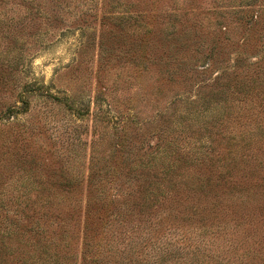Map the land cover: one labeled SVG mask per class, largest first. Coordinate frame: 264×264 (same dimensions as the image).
<instances>
[{
    "label": "rangeland",
    "instance_id": "obj_1",
    "mask_svg": "<svg viewBox=\"0 0 264 264\" xmlns=\"http://www.w3.org/2000/svg\"><path fill=\"white\" fill-rule=\"evenodd\" d=\"M221 133L237 143L222 174ZM176 135L166 160L210 180L146 178L139 163ZM261 176L264 0H0V221L19 217L18 186L72 185L54 198L55 239L73 234L60 264L92 261V187L117 205L104 264H264Z\"/></svg>",
    "mask_w": 264,
    "mask_h": 264
},
{
    "label": "trees",
    "instance_id": "obj_2",
    "mask_svg": "<svg viewBox=\"0 0 264 264\" xmlns=\"http://www.w3.org/2000/svg\"><path fill=\"white\" fill-rule=\"evenodd\" d=\"M222 135L223 133L220 134L217 144H223L225 146V150H216L218 152V158L215 161H212L213 159H211L212 164L218 162L219 171H221L220 174H222V167L220 165V162L227 163L229 159H233V155L237 151V149L235 148L237 146L235 136L226 135L225 137H221ZM178 140L181 141V139L177 138V135L176 139L174 140H166L167 148L165 149L159 147V143L157 142L155 146L157 148L154 149V147L153 151L148 152L150 158L147 160V163H139V166H141V168L145 170L144 175L146 176V178L150 180H153V178H158V180H160L163 176L168 182H170L169 184H172L173 186L179 183L176 176H183L181 181H183L185 177H188V179L191 177H204L203 179L210 180L213 176H207L206 174L208 173L198 172V174L193 173L194 176H189L185 172V170L183 171V173L181 172L185 164L177 168L175 167L174 162L172 163L166 160L168 157L166 153L173 154L172 152H169V150H173V143L181 144V146L186 144L185 142H180ZM212 141L214 142V139L211 137L209 143H211ZM147 145L149 147H152L153 143L148 142L147 140ZM219 146L221 147V145ZM196 149H198L199 151L192 150L191 156H196L197 158H202L204 160L206 152V148H204V145L200 148L196 147ZM240 151H242V149ZM187 152L188 151L185 150L186 156ZM157 162L161 163V165H157ZM128 164L130 165L131 162H129ZM159 168L161 170H158ZM161 171L164 172V175H160ZM209 173H211V171ZM95 175L96 173L94 171V173L92 174V178L95 177ZM263 178L264 177L261 176L259 179L262 180ZM241 182H244L242 185L243 188H246L248 186L246 180H240V184ZM164 185L166 184L161 182H158V185L152 183L151 186H154V188H149V191L155 192V198L157 197L158 199L159 196L164 195V190H161L160 188ZM197 185L202 186L200 183H198ZM70 186L72 185H60L61 188H59V190L54 189L57 187V185L54 184L51 186H44L41 184L32 183L31 185H26L25 187H17L19 190H22V192L20 193V196L17 197L15 208L13 210L16 215H19V217L14 219L12 218V216L8 217L5 215L3 218L4 221H0V264H60L58 255L57 253H55L54 246L55 248H61V242H63L64 246L67 245L68 242H70V239L73 238V234L70 233L71 231L69 229V226L65 224L64 226H60V228H64V230L60 233V241H57L55 239L56 237H54L53 234H55V229L57 227H55L54 224L62 225V220H64L63 214L66 211L60 206V202L55 201L54 198H57L58 193H60L59 196H63L62 193L64 191L62 192L61 190H67L66 188L69 189ZM52 190H54L55 192H52ZM156 191L159 192L158 196ZM94 194L95 191H93L92 187V201L90 199L89 204L85 208V251L83 252L88 254L92 251V261L88 262L87 260H84V263L104 264V262H108L109 260H111L107 258H109L110 256H114V254L112 255L110 253H106L103 246L104 244H107L108 246L111 241L103 243L102 240L104 238L105 231H108L107 224L110 216L113 213L117 214V212L115 213L114 211L117 205L114 200L112 204L106 203L105 200L101 198V196L100 198H97V196L95 197ZM22 198L25 199V202L22 201ZM176 198H178L177 192L176 194H174L173 192L170 193L169 191L166 197H164L163 199L165 204H167L169 202L175 201ZM21 207L22 209H19ZM71 209L73 211V214H78V207L72 206ZM71 213L72 212L68 213V217L71 215ZM49 227L51 233H49ZM111 249H113V247H111ZM159 259L160 258H158L157 261H159Z\"/></svg>",
    "mask_w": 264,
    "mask_h": 264
}]
</instances>
